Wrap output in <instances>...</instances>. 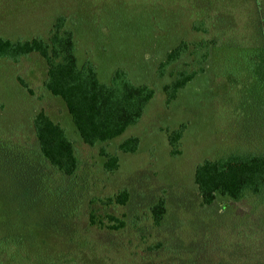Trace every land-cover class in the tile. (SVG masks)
I'll return each mask as SVG.
<instances>
[{"label": "rangeland", "instance_id": "rangeland-1", "mask_svg": "<svg viewBox=\"0 0 264 264\" xmlns=\"http://www.w3.org/2000/svg\"><path fill=\"white\" fill-rule=\"evenodd\" d=\"M61 16L79 66L93 63L103 83L124 70L154 96L121 135L89 146L45 89L40 55L0 59V264H264V190L203 205L194 183L206 159L264 154V0H0V36L46 40ZM181 42L188 50L160 78ZM199 68L167 104L163 85ZM40 111L73 143L72 176L40 153ZM182 125L172 155L169 135ZM130 137L137 150L121 152ZM102 151L118 157L115 171Z\"/></svg>", "mask_w": 264, "mask_h": 264}, {"label": "trees", "instance_id": "trees-1", "mask_svg": "<svg viewBox=\"0 0 264 264\" xmlns=\"http://www.w3.org/2000/svg\"><path fill=\"white\" fill-rule=\"evenodd\" d=\"M65 23L64 17H58L46 40L33 37L11 41L0 36V59L17 61L32 53L40 55L46 63L44 87L64 103L81 140L89 146L97 142H109L141 118L145 106L154 96V90L146 84L132 83L121 69L113 72L108 83H103L98 79L93 63L85 61L79 66L73 32L65 27ZM187 50V44L181 42L169 51L159 65V77L164 75L165 68L179 60ZM204 58V55L198 58L200 64ZM201 72L202 68L190 72L178 71L173 80L162 87L166 103L174 100L178 91ZM22 85L27 88L24 83ZM33 127L43 158L65 176H72L78 168V160L64 128L43 111L34 116ZM184 128L185 125H182L169 135L172 155L178 153L175 147ZM138 145V138L130 137L119 144L118 148L123 153H133ZM102 152L106 158L105 169L108 172L115 171L119 166L118 157ZM194 183L203 205H211L217 195L239 201L246 192H250L261 198L264 190V154H232L216 160L206 159L196 166ZM127 199L126 190L115 197L119 204H124ZM152 213L158 223L164 214L163 200L152 208Z\"/></svg>", "mask_w": 264, "mask_h": 264}]
</instances>
